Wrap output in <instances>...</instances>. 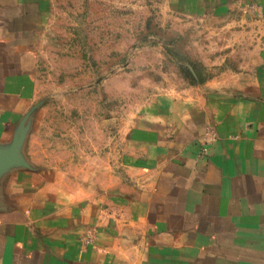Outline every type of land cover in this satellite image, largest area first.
<instances>
[{"label":"crops","instance_id":"crops-1","mask_svg":"<svg viewBox=\"0 0 264 264\" xmlns=\"http://www.w3.org/2000/svg\"><path fill=\"white\" fill-rule=\"evenodd\" d=\"M44 16L43 0H0L2 152L32 109ZM253 82L250 93L211 83L157 113L129 166L138 194L107 209L69 201L41 174L0 170V264H264V96Z\"/></svg>","mask_w":264,"mask_h":264},{"label":"rangeland","instance_id":"rangeland-1","mask_svg":"<svg viewBox=\"0 0 264 264\" xmlns=\"http://www.w3.org/2000/svg\"><path fill=\"white\" fill-rule=\"evenodd\" d=\"M43 3L32 109L10 165L69 201L134 199L137 139L172 102L223 81L250 93L257 78L264 96V0Z\"/></svg>","mask_w":264,"mask_h":264},{"label":"water","instance_id":"water-1","mask_svg":"<svg viewBox=\"0 0 264 264\" xmlns=\"http://www.w3.org/2000/svg\"><path fill=\"white\" fill-rule=\"evenodd\" d=\"M16 145H17V143H16ZM16 145L13 146L10 150H8L6 152L0 151V170L5 168L6 166H9L10 162L15 159L16 152L18 149V147Z\"/></svg>","mask_w":264,"mask_h":264}]
</instances>
